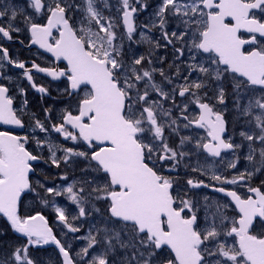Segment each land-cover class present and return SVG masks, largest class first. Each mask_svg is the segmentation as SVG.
Masks as SVG:
<instances>
[{
    "label": "snow or ice",
    "instance_id": "snow-or-ice-1",
    "mask_svg": "<svg viewBox=\"0 0 264 264\" xmlns=\"http://www.w3.org/2000/svg\"><path fill=\"white\" fill-rule=\"evenodd\" d=\"M149 8L148 0H0V41L24 32L27 46L64 63L26 68L0 43V125L27 128L0 130V236L10 230L15 240L0 264H42L31 250L48 245L59 264H264V181L252 186L264 175V0H159L137 25ZM141 43L148 50L138 55L132 45ZM160 48L171 49V62ZM7 65L42 95L32 69L62 81L55 120L52 107L44 120L29 114L23 88L16 106ZM41 161L75 165L79 175L33 182ZM181 168L194 174L183 187ZM201 188L230 199L198 198ZM28 197L54 210L64 239L42 210L24 208ZM73 240L84 242L75 255Z\"/></svg>",
    "mask_w": 264,
    "mask_h": 264
},
{
    "label": "flooded vegetation",
    "instance_id": "flooded-vegetation-1",
    "mask_svg": "<svg viewBox=\"0 0 264 264\" xmlns=\"http://www.w3.org/2000/svg\"><path fill=\"white\" fill-rule=\"evenodd\" d=\"M15 2L17 4H24L25 0H15ZM110 2L112 4H115V0H110ZM148 2L150 4V8L148 9L147 12L141 13L136 17L135 22L137 25H141L143 23L148 22L149 14L151 13V11L155 7V5L159 2V0H148ZM149 35H151L153 37H158L159 32L153 31ZM244 35H245V37L247 36V34H244ZM14 37L15 38L12 41L3 40V41H0V43H2L3 46L8 49L9 55L13 59L25 62L26 68H31L32 62L37 63L41 67H50V66H53V64H58L60 67L64 66V63L62 61L56 62L54 60V58H52L49 53H46L42 49H39L38 46H35V45H32L30 47L27 46L28 36L26 33L22 32L18 36H16V34H14ZM136 39H139L138 35H137ZM258 39L264 40V38H258ZM20 40H24V42H25L24 45L19 43ZM127 45H128V42H127V40H125V47L126 48H127ZM245 47L248 48L249 46L246 45ZM147 50H148L147 44L141 43V44H133L132 45V51H134L138 55L141 53H146ZM156 55L157 56L167 55L168 62H171V60H172V51L170 48L167 50V52L165 49L160 48V49L156 50ZM157 66L160 67L161 65H157ZM162 67L165 69V71H167L168 70V63H165L164 65H162ZM22 73H23V70L14 68V67H12V65H7L5 70H4L5 75H9L12 77L13 82L11 85V93L16 95V97H17L16 101H15L16 106L17 107L20 106L21 99H22V97H20L18 94V88H23V89H25L24 95L28 100L29 114L35 113L39 119L44 120V109H46L48 107H52L54 109V111L52 112L51 115L53 117V120H55L59 110L64 106V103H65L64 100H62L60 98V93H59V89H62L64 86L62 81L61 80H53L51 77L47 76L45 73L37 72L35 69H32L31 74L33 76V81L35 82V84L38 87L42 86L48 90L47 95H42L41 93L36 91V89L32 88L31 84L22 75ZM157 79H159L158 75H157ZM0 82L7 83V81H0ZM211 102L215 103L214 100H212ZM228 108H230V106H228ZM224 115H225V119L227 121L229 134H231L233 114L229 110V111L225 112ZM29 123H30V121H29L28 117H25V124L28 125ZM0 130H11L14 134L24 135L25 132L27 131V128L22 130L19 128H15L13 126L0 125ZM52 138L56 142H59L61 144L64 143L62 138H60L58 136V134H56V133H52ZM238 139L239 138L237 137V140ZM178 140H179V137H177L176 141L178 142ZM66 146H70V142H68V145H66ZM29 148L30 149L35 148V145L30 144ZM60 154L61 153H58V155H60ZM44 156H45V158H47V156H48L47 147H45ZM230 159H232V158H230ZM221 171H225V169L223 167H221ZM64 174H67V176L69 178L67 183H70V182H72V180L76 176L79 175V168L75 165L71 166V167L62 165L60 168H56L55 166H51L50 164L44 163L43 161H41L38 165L36 173H34L32 175V180H33V182H35L37 179H39L41 182H44L48 186H59V185H63L66 183L65 181H62L60 179L61 175H64ZM192 175H194V174H192L191 172H188L187 174H185L183 168L180 169V184L182 187L184 186V181L187 179V177L192 176ZM261 181H264V177L253 179L252 186L253 187L260 186ZM227 187L230 189L238 191V193L241 195H247L248 194L245 188L238 187V186H232V185H228ZM193 191L195 193L206 192L209 195H216L223 200H229L230 199V198L224 197L220 193L213 192L208 188H201V189H196ZM41 195H43V192L41 193ZM50 199H52V198H50ZM54 199L61 206L67 205V201L63 197H56ZM73 207L74 206H69L70 211L73 209ZM24 208L25 209L36 208L38 210H42L43 214L46 216V218H48L50 226L53 227L54 232L57 233V235L60 236L61 239H64V237L62 235H60V227L61 226L57 223L56 217L54 214V210L51 207H46V206L42 205L40 203L39 199L34 201L31 197H28L24 201ZM86 229H87V224L85 223V227L82 229L81 233H79L77 235L85 234ZM5 230H7V224L2 218H0V232H5ZM71 235L72 234H69V236H71ZM14 242H15L14 234H12L10 232V230L6 231L5 235L0 236V253H3L4 251H10V249L7 248V245L9 243H14ZM71 243H72L73 249H74L72 254L75 255V251H79V249L81 248V246L83 245L84 242L79 241V240H73V241H71ZM31 255L34 258L41 259L42 264H46L47 258H49V257L52 258L53 264H59L58 251L55 249L54 245H48L42 249H33V250H31Z\"/></svg>",
    "mask_w": 264,
    "mask_h": 264
},
{
    "label": "rangeland",
    "instance_id": "rangeland-1",
    "mask_svg": "<svg viewBox=\"0 0 264 264\" xmlns=\"http://www.w3.org/2000/svg\"><path fill=\"white\" fill-rule=\"evenodd\" d=\"M209 95L211 96L212 94L210 93ZM228 106H230L229 110H230V112H231V99L228 100ZM175 139L177 140V137H176ZM178 141H179V140H178ZM48 154H49V153H48ZM230 158H232L230 155L226 156L225 163H226L227 160H229ZM244 166H245V161H243V159H241V161H240L239 164H238V168H239L240 170H243ZM189 174H190V173H189ZM262 177H264V175H259V176H257V177L254 178V179L262 178ZM196 195H197L198 198H201V199H202V197H203L204 195L209 196V197L212 198L213 200H215V199H221V198H219V197L216 196V195H209V194L206 193V192H197ZM221 200H223V199H221Z\"/></svg>",
    "mask_w": 264,
    "mask_h": 264
},
{
    "label": "water",
    "instance_id": "water-1",
    "mask_svg": "<svg viewBox=\"0 0 264 264\" xmlns=\"http://www.w3.org/2000/svg\"><path fill=\"white\" fill-rule=\"evenodd\" d=\"M208 189H210L211 191H213L211 188H208ZM214 192V191H213ZM220 194H222V193H220ZM223 195V194H222Z\"/></svg>",
    "mask_w": 264,
    "mask_h": 264
}]
</instances>
